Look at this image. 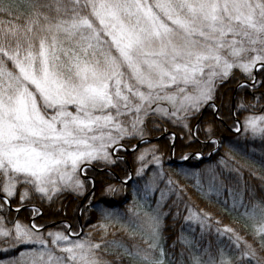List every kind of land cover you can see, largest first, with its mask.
<instances>
[{
	"label": "snow or ice",
	"instance_id": "6c2138e0",
	"mask_svg": "<svg viewBox=\"0 0 264 264\" xmlns=\"http://www.w3.org/2000/svg\"><path fill=\"white\" fill-rule=\"evenodd\" d=\"M0 17L7 18L0 19V251L18 252L8 264H110L100 253L103 237H84L63 202L81 200L80 217L96 209L121 220L94 203L98 182L106 196L134 186L129 211L146 247L112 242L134 264H264V190L232 187L216 166L179 174L205 199L226 191L231 204L223 201V210L251 222V239L223 225L217 235L234 250L213 252L194 235L181 237L178 257L168 250L167 221L191 196L165 172L162 147L147 139L170 124L211 159L222 147L216 125L225 119L218 104L225 90L230 115L264 102V0H23L0 3ZM206 109L213 120L202 121ZM233 130L264 141V114L237 120ZM176 139L169 133L173 155ZM204 159L202 150L181 156ZM121 164V186L101 179ZM57 216L64 219L39 222ZM195 219L201 238L205 225H221L206 210Z\"/></svg>",
	"mask_w": 264,
	"mask_h": 264
},
{
	"label": "trees",
	"instance_id": "16d2710c",
	"mask_svg": "<svg viewBox=\"0 0 264 264\" xmlns=\"http://www.w3.org/2000/svg\"><path fill=\"white\" fill-rule=\"evenodd\" d=\"M18 2H23V0H0V3L11 5H16ZM0 19L7 18L0 17ZM241 95H243V93H241ZM236 99H239V97H236ZM249 101H251L250 96L246 98V102L248 103ZM233 102V95L228 90H225L222 94V100L218 101V104H222L221 111L224 113L225 119L222 123L218 122L216 125L217 138L222 142V147L215 157L208 162H187L180 167L164 164L165 172H167L168 175H171L174 180L185 185L191 196V200L185 198V203H181L179 207V216H177L175 220L169 218L167 221V227L165 230L166 247L177 257L181 251V237L191 238L193 235L196 239L201 240L203 247L210 246L211 251L213 252H216L219 248L234 250V245L227 236L217 235V227L222 228L223 225H230L245 234L249 240L251 239L250 235H247V233L251 231V222L246 221L245 218L223 210L221 206L223 201L228 200L229 204H231V197L226 191L221 190L218 195L214 193L211 200L205 199L191 187V184L194 183V181L179 174L180 170H188L190 168L205 169L209 166H216L225 176L231 177V180L229 181L230 186L235 187L238 181L241 186L247 183V185L253 189L264 190V141H261L260 139L253 140L251 137H243L240 134L236 135L229 133L227 128H230L234 124V116L229 114V109L232 108ZM240 117L241 116L239 115V118ZM213 118L211 109H206L201 117L202 121H211ZM166 126L169 131H175L177 134L176 145L174 148L177 157L182 156L185 152H195L203 148L200 144L190 145L186 140L181 139V132L178 128H174L170 124ZM201 139H203V133H201ZM132 143H134V141ZM156 144L162 147L164 154H170L168 137L159 140ZM229 145L233 146L231 150ZM141 147H143V145H141L140 148ZM126 156L131 166L133 155L126 154ZM221 158H223V162H221ZM114 174L120 179H123L125 174L124 165L121 164V166L116 168L109 176L101 177V179L107 180L119 187L121 184H119L113 176ZM149 176H151V172H149L144 179L140 180L141 186H143V183ZM133 187L134 186L127 187L125 191L118 192L113 196H106L103 193L101 184L99 182L97 184L94 203H96L101 209L111 208L115 210V212L123 214V218L119 221H117L115 217L112 220L104 219L102 213L96 209L88 212L85 216L80 217L76 211L78 203L73 200L74 198L72 196H68L63 201L68 212L67 219L73 224V227L80 228V222L83 226V235L88 236L93 242H101V238L103 237V244L100 253L105 260L110 262V264H134L131 257L123 251V248L113 246L112 242H118L129 249H133L134 245L140 248L146 247L144 244L145 233L136 228L135 217L129 211L134 203ZM160 187L164 188L165 186L161 183ZM112 197L113 199H111ZM156 198H158V193ZM136 203H138V201ZM187 207L192 208L196 212H200L201 210L211 212L214 217L221 221V225L218 226L215 223H211V229L209 231H203V237L201 238V230L192 225V223L189 224L184 221L187 215V211L185 210ZM175 212L176 209H173V213ZM8 219L14 221L16 219L15 214H10ZM52 219L59 222L64 219V217L57 216L46 218V220L39 222H47L50 224L52 223ZM20 220L22 223H28V214L23 213ZM245 223L248 224L246 229L244 227ZM90 225H97L98 227L92 228L89 227ZM100 225H103L104 227H99ZM89 233H91L90 236L88 235ZM174 242L176 243V247L173 249L171 248V245ZM17 254V251L6 253L3 256H0V262L13 260Z\"/></svg>",
	"mask_w": 264,
	"mask_h": 264
},
{
	"label": "rangeland",
	"instance_id": "374dc122",
	"mask_svg": "<svg viewBox=\"0 0 264 264\" xmlns=\"http://www.w3.org/2000/svg\"><path fill=\"white\" fill-rule=\"evenodd\" d=\"M249 104H251V101H249L248 102ZM204 114V113H203ZM260 114H264V102H261V104H259V105H257L256 107H249L248 108V110L247 111H244V112H242V113H240L239 115L241 116L240 118H239V115H233L234 116V124L229 128H227L228 129V131H229V133H231V134H236V135H242L243 137H251V134L250 133H245V132H243V131H241V132H239V133H237V132H235L233 129H234V127H235V123H236V121L237 120H239L241 123H243V121H244V119H245V117L246 116H249V115H260ZM203 116V115H202ZM225 127V126H224ZM161 132V133H160ZM160 132H157L154 128L152 129V131H151V135L150 136H148V138L147 139H156V138H159L162 134H165V133H171L172 131H169L168 130V132H162V131H160ZM151 136H153V137H151ZM155 136V137H154ZM168 137V135H166L164 138H167ZM164 138H161V139H159V140H163ZM217 139H219V138H217ZM158 140V141H159ZM220 140V139H219ZM134 141V143H138L139 142V140H133ZM132 141V142H133ZM158 141H155V142H151V144H156ZM168 142H169V140H168ZM151 144H142L143 145V147H139V149H146V148H149L150 146H151ZM169 145H170V143H169ZM175 145H176V142H175ZM202 151H204L205 152V158H208L207 157V152L209 151V149H207V148H202L201 149ZM173 153V148H172V146L170 145V154H164V164H169V165H171V166H175L176 164H170V159L172 158L171 157V154ZM174 153H175V149H174ZM131 154V153H130ZM217 154H214L213 155V157H215ZM212 157V158H213ZM211 158V159H212ZM133 159H134V157H133ZM209 159V158H208ZM211 159H209V160H211ZM128 160V159H127ZM173 160L175 161V162H180V161H183V160H181V156L180 157H177L176 156V154H174L173 155ZM208 160V161H209ZM207 161V162H208ZM187 162H192V163H202V162H200L199 160H191V161H186L185 163H187ZM184 163V164H185ZM128 164H129V161H128ZM183 164V165H184ZM129 166H130V164H129ZM131 167V166H130ZM150 167H154V166H150ZM115 178L117 177L120 181H118L119 182V184H121V181L123 180V179H120L117 175H113ZM117 180V179H116ZM130 184H131V182H129ZM74 198V197H73ZM111 199H113V197L111 198ZM74 201H77V203H78V206H81V204H82V201L81 200H78V199H76V198H74L73 199ZM186 211H187V215H186V217H188L189 216V214L191 213V215L194 217V219H192V220H186V219H184V221H186V222H188L189 224L190 223H192V225H194L195 227H197L198 229H200L201 230V226H200V224L197 222V220L195 219V216H196V214L197 213H199V212H196V211H194L192 208H186L185 209ZM185 217V218H186ZM57 223H59V222H57ZM50 224H52V223H50ZM49 224V225H50ZM77 229H79V228H77ZM211 229V227L209 226V225H205L204 226V229H203V231H209ZM83 233H84V231H83ZM84 236V235H83ZM84 237H87L88 238V236H84ZM8 253H11V252H8ZM4 254H6V253H4L3 251H0V256H3ZM16 256H18V254L16 255ZM9 261H11V260H9ZM9 261H1V262H3V264H8V262Z\"/></svg>",
	"mask_w": 264,
	"mask_h": 264
},
{
	"label": "water",
	"instance_id": "95a60500",
	"mask_svg": "<svg viewBox=\"0 0 264 264\" xmlns=\"http://www.w3.org/2000/svg\"><path fill=\"white\" fill-rule=\"evenodd\" d=\"M166 135H169V133H165V134H163V135H161L159 138H156V139H148L150 142H155V141H158L159 139H161V138H164ZM139 146L141 145V144H143V143H141L140 141L137 143ZM171 159H170V164H176V165H183L186 161H180V162H175L174 160H173V153L171 154ZM204 160H208V158H206V159H204ZM117 178V177H116ZM117 180L118 181H120L118 178H117ZM50 226H51V224H50ZM80 227H81V224H80Z\"/></svg>",
	"mask_w": 264,
	"mask_h": 264
},
{
	"label": "bare ground",
	"instance_id": "6f19581e",
	"mask_svg": "<svg viewBox=\"0 0 264 264\" xmlns=\"http://www.w3.org/2000/svg\"><path fill=\"white\" fill-rule=\"evenodd\" d=\"M206 159V158H205ZM209 160V159H208ZM207 160V161H208ZM206 160H203V161H200V162H207ZM175 166H177V167H180V166H183V165H175Z\"/></svg>",
	"mask_w": 264,
	"mask_h": 264
}]
</instances>
